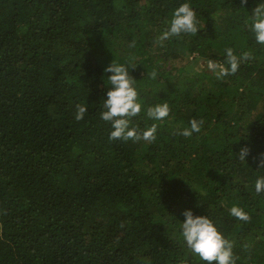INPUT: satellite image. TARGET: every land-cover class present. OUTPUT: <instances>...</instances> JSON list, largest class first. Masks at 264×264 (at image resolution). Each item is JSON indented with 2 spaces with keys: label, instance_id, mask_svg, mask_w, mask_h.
I'll list each match as a JSON object with an SVG mask.
<instances>
[{
  "label": "trees",
  "instance_id": "trees-1",
  "mask_svg": "<svg viewBox=\"0 0 264 264\" xmlns=\"http://www.w3.org/2000/svg\"><path fill=\"white\" fill-rule=\"evenodd\" d=\"M183 2L0 0V264H207L180 235L185 208L214 222L234 264H264L257 0H187L198 31L162 38ZM227 48L238 68L221 74ZM110 61L144 107L169 104L160 121L131 118L140 132L156 123L154 140L109 139ZM191 119L203 124L185 137Z\"/></svg>",
  "mask_w": 264,
  "mask_h": 264
},
{
  "label": "clouds",
  "instance_id": "clouds-1",
  "mask_svg": "<svg viewBox=\"0 0 264 264\" xmlns=\"http://www.w3.org/2000/svg\"><path fill=\"white\" fill-rule=\"evenodd\" d=\"M250 23L255 41L264 44V0H257L251 11ZM197 31V14L190 3L185 0L174 8L167 31L163 33L162 38L179 36L182 33H196ZM225 53L229 66L227 68L222 67L221 74L236 72L238 60L233 50L227 48ZM211 66L215 68L214 64ZM103 73L107 74V87H105L103 110L100 112V118L111 124L109 139L154 140L156 138V123L140 132L132 124L131 118L143 110L147 118L160 121L168 116L169 104L165 101L144 107L138 98L139 93L135 86V78L130 74L129 67L123 63L110 61L103 68ZM102 83L104 84V81ZM86 111L85 105H77L75 119H82ZM202 124V120L191 119L189 127L184 128L181 134L185 137L191 136L193 132L200 131ZM237 152L241 159H245L249 154V148L242 146ZM260 163L264 164V159ZM255 190L257 192L264 191V175L257 177ZM230 213L237 218L248 219L247 213L238 206H232ZM181 215L183 220L180 224V235L186 246L199 259L207 262V264H234L232 243L223 236L208 216L197 214L192 208L183 209Z\"/></svg>",
  "mask_w": 264,
  "mask_h": 264
},
{
  "label": "rangeland",
  "instance_id": "rangeland-1",
  "mask_svg": "<svg viewBox=\"0 0 264 264\" xmlns=\"http://www.w3.org/2000/svg\"><path fill=\"white\" fill-rule=\"evenodd\" d=\"M201 64V63H200ZM202 65V64H201Z\"/></svg>",
  "mask_w": 264,
  "mask_h": 264
}]
</instances>
